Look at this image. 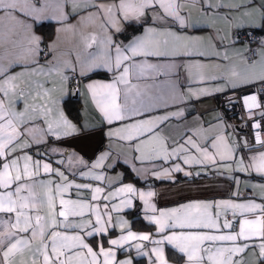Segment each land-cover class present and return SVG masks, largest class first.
<instances>
[{"label": "crops", "instance_id": "crops-1", "mask_svg": "<svg viewBox=\"0 0 264 264\" xmlns=\"http://www.w3.org/2000/svg\"><path fill=\"white\" fill-rule=\"evenodd\" d=\"M38 7L45 4V0L34 1ZM137 3L138 0H129ZM181 15L185 16L187 27L171 18L160 20L164 16L163 10L157 5L147 9L145 15L135 23L142 22V28L127 41L121 40L119 34L124 29L128 21L122 19V13L117 12L116 18L119 20L117 31L112 27L107 18L103 15L95 14L96 8L77 9L75 15H71L67 24L74 25L75 28L60 31L61 24L54 20H42L33 25L32 32L42 37L39 54V65L33 67H43L45 73L54 66L60 67V72L49 74L25 75L16 81L17 84L25 87L30 93L28 102L33 105L47 104L52 111L47 116V121L55 122L59 120V113L62 111L68 120L76 125L87 124L90 128L97 129L92 146L89 149H82L80 141L76 136H66L57 139L48 133V123L43 118L35 119L27 127L44 129L41 133L37 131L35 136L41 143H36L31 136L22 137L30 146L22 151L12 153L9 159L17 156L21 157L20 163L24 161L22 157L28 155L32 161H39L41 167L38 169L36 179L38 181H53L54 183H65L59 179L55 173H45L43 164L51 165L53 170L63 172L68 180L74 184H91L93 188L100 187L103 192L99 198L92 200L94 194L91 189L76 188L69 189L65 193V199L84 200L93 205L92 209H86L82 217H69L73 223H83L91 219L93 223L98 210L101 217L111 222L106 223L107 232L85 236V242L94 250L98 251V245L103 243L105 249L111 247L115 252L114 264L122 261H131V264H154L155 254L152 249L158 247L153 241L161 240L164 236L171 235L172 232H204L210 235H228L239 232V225L243 219L259 218L262 213L259 209L253 212H246L243 216L239 209H226L221 205L223 201L233 203H249L264 205V176H261L253 169L248 171H237L239 161L243 158L244 166L247 167L253 161L252 157H258L264 153V141L260 145H245L236 136V130L245 128V123L238 116L231 119L226 111L230 105H221V95L233 91H239L260 83L257 79L264 74V32L263 41L259 46L256 55L249 58L248 47L238 38L241 30H260L264 28V0H211L212 8L208 9V0H182ZM99 4L119 3V0H97ZM223 4V7L219 5ZM246 7H237V6ZM56 8V0H48V9L52 11ZM65 12L72 11L70 3L65 4ZM247 13V14H245ZM13 15L19 19H26L22 13L16 11ZM0 54H5L9 58L24 50L27 44L28 35L22 27L12 19L5 16L0 11ZM84 17L82 21L81 18ZM53 25L52 37L44 41L43 34L38 30L39 25ZM155 29L152 34H148V29ZM168 32L185 37H200V42L192 49L194 52H203L204 56L193 54L186 55L189 51L187 41L180 45L175 43L174 37ZM149 35L154 43H159L161 50L173 51L178 55L168 56H136L132 62L143 65H155L156 67H145L142 73L137 74V70H131L130 80L134 85H139L144 93L136 99L143 100L151 105L150 109L143 116H137L135 120L152 119L168 116L169 119L160 125L158 131L166 138L169 151L184 145L186 151H180L177 155L169 159L153 157L140 159V153L134 150L136 141H121L114 137H108L106 133L111 127L113 130L120 127V122L111 126L102 119V114L93 100L88 85L92 83H111L120 73L118 71H108L98 68L94 71L81 75V64L88 57L89 53H100L105 45L102 43L106 37H111L114 42L110 48V54L115 57V45L126 47L133 38L137 36ZM96 40L93 43L92 37ZM168 41L165 45L164 41ZM91 44V47L88 45ZM47 51V53H45ZM79 57V59H77ZM7 60L4 61L7 64ZM203 65V67H198ZM22 69L17 66L11 69L12 74L20 72ZM103 72L108 76H91L93 73ZM239 73L240 76H233L232 73ZM81 77L80 85L74 89L70 85V78ZM241 76H247L254 83H243ZM65 77L67 79H65ZM227 77V79H225ZM235 81L237 86L232 87ZM123 89L124 85H120ZM219 89V90H217ZM46 90L48 95H45ZM78 96L81 101V119L75 120L67 110V102ZM14 99V97L12 98ZM55 102V103H53ZM121 103L123 96H121ZM238 106V105H237ZM23 105L17 106V110H22ZM239 109V108H238ZM179 113V115H174ZM126 121L124 123H130ZM55 126V125H54ZM103 130L105 135L101 137L99 130ZM26 131V129H25ZM189 138L199 146L200 150L193 148L188 143ZM102 141V142H101ZM215 144L214 148L212 145ZM203 150L208 155L214 157L215 163L205 158ZM231 150V155L235 159H227ZM111 151V158L104 162L101 168L93 169L91 165L96 162L99 155ZM73 153L83 157L88 167L80 164ZM195 157L202 163L192 160ZM221 157H224L222 159ZM185 158L191 162L184 163ZM71 161V163H70ZM259 163V160L255 161ZM2 164V160H0ZM179 165L181 171H175V166ZM127 170L132 177H127ZM167 171V174L165 172ZM82 173L93 175L102 174L103 180L97 181ZM159 174V175H157ZM131 184L136 193H120L119 189ZM43 194L44 189H37ZM0 191H4L0 189ZM145 193L144 199L140 198V193ZM148 192L154 193L147 196ZM112 193H116L115 196ZM131 200V206H125L122 201ZM145 200L148 203H145ZM59 204V198H57ZM187 204H212L214 207L207 211L217 219L220 228L217 229H188V228H166L163 233L159 232V225L150 222L152 216H159L160 211L168 212L172 209H182ZM149 205H154L156 212H153ZM115 206V207H114ZM117 208L119 210H117ZM42 214L47 216L48 210L42 206ZM192 216L203 213L205 209L189 210ZM236 215L233 216L232 212ZM35 214V210H33ZM183 217L184 213H179ZM4 219H8V214H0ZM144 220L151 225L149 228H139L135 225L134 219ZM175 217L169 219V224L173 223ZM227 220L232 227L225 228L224 222ZM127 223L122 227V222ZM63 230V229H61ZM69 234H74V230L68 229ZM75 231H79L78 229ZM131 231L137 235H149V240H130L123 246H113L108 241L118 239L122 235H127ZM82 235L84 233H81ZM105 237V239H104ZM249 244L243 253L234 254V260H242L243 264H264L260 257L259 245L264 243V237H253L247 241L240 238L236 245ZM137 245H141L137 248ZM233 242L217 241L205 242L204 247H211L213 252L220 248L233 247ZM164 250L168 264H189L186 256L166 241L159 245ZM169 250H172L178 260L169 257ZM146 253V254H145ZM207 256V254H205ZM24 260L26 264H31V253L25 252L22 257L18 256L17 261ZM103 264V257H100ZM195 264V262H194Z\"/></svg>", "mask_w": 264, "mask_h": 264}, {"label": "snow or ice", "instance_id": "snow-or-ice-1", "mask_svg": "<svg viewBox=\"0 0 264 264\" xmlns=\"http://www.w3.org/2000/svg\"><path fill=\"white\" fill-rule=\"evenodd\" d=\"M251 0H249V3ZM72 5L71 12H65V4ZM159 6L164 16L159 17L160 20L171 18L178 22L181 27H187L185 16L181 15L183 6L182 0H138L137 3H131L129 0H119V3L99 4L97 0H56V8L52 11L48 9V0H45L43 6L38 7L34 0H0V11L5 13V16L16 22L22 27L26 33H29L27 44L24 50L9 58L5 54H0V214H8V219L0 216V264H26L24 260L17 261V257H22L25 252H30L32 259L31 264H101L100 257H103V264H114L115 252L113 248H104L103 243L98 245V251L94 250L88 243L85 242V236L92 237L94 235L107 232L106 223L111 222V216L108 221H105L99 211H96L95 222L91 219L85 220L83 223H73L69 217H82L85 215L86 209H92L94 206L84 200L65 199V193L69 189H91L94 193L92 200L99 198V194L103 192L100 187L93 188L91 184H74L68 180L63 172L53 170L51 165L43 164L45 173H55V175L65 181V183H54L53 181H38V169L41 167L39 161H32V157L24 155L22 157L24 163L21 164V157L9 159L12 153L22 151L23 148L30 146L22 139L26 134L31 136L36 143L42 142V137L37 138L35 133L44 129H36L35 127H27L35 119L43 118L47 121L48 114L52 111L47 104L33 105L28 102L30 93L27 89L16 83L25 75L51 74L52 72H60L59 66H54L47 70L43 67L35 68L34 65H39V54L41 52L40 45L42 37L35 35L32 32L33 25L42 20H54L61 24L60 31L73 29L74 25L67 24L71 15H75L77 9L96 8V13L89 14V18L93 15H103L107 18V22L120 31L118 27L119 20L116 18V13H122V19L129 23L139 20L145 15V11L155 6ZM223 7V4L219 5ZM211 0H208V9L212 8ZM246 7V6H237ZM19 11L26 19H19L13 15ZM247 14V13H245ZM4 19V17H0ZM84 20V17L81 18ZM155 29H148V34L154 33ZM149 35L137 36L131 40L126 47L115 45V57L110 54L108 46L113 45L111 37H106L102 42L105 48L100 53H89L88 57L81 64V75L87 72L94 71L98 68L107 69L108 71H118L120 74L111 83H92L88 85L93 100L102 114V119L107 125L111 126L120 122V127L113 130L109 127L106 135L114 137L121 141H136L134 150L140 153V159L158 157L164 160L171 156L177 155L180 151H186L184 145L181 144L178 148L169 151L167 140L158 131L161 124L164 123L168 116L159 117L158 120L141 119L135 120L137 116H143L151 105L143 100H137L144 93L140 90L139 85H134L130 80L131 70H137V74L142 73L145 67L153 68L155 65H143L132 62L126 64V61H132L136 56H168L178 55L181 53L168 50H161L159 43H154L150 40ZM168 35L174 37L177 45L187 41L189 51L186 55L198 54L204 56L203 52H194L192 49L200 42V37H185L172 32ZM96 37H92L93 43ZM167 45L168 41H164ZM91 47V44L88 45ZM79 59V57H77ZM7 60V64L4 61ZM19 66L22 70L12 74L11 69ZM203 67V65H198ZM233 76H240L239 73H232ZM243 83H254L255 80L249 79L247 76L240 77ZM65 79H67L65 77ZM227 79V77L225 78ZM257 79L264 81V74H261ZM120 85H124L122 89ZM232 87H236L235 81L231 83ZM219 90V89H217ZM46 90L45 95H48ZM121 96L123 102L121 103ZM14 97V99H12ZM251 100L252 104H248ZM256 96L253 94L250 97H245V104L251 107H259L256 103ZM55 103V102H53ZM22 104V110H17V106ZM174 115H179L176 113ZM59 120L54 123L47 121V132L51 133L57 139L69 135L76 136L80 141L82 149H89L92 146L93 139L97 134V129L90 128L87 124L76 125L61 111ZM132 121L130 123H124ZM55 125V126H54ZM255 127L259 128V124ZM26 129V131H25ZM99 135L103 137L105 133L99 130ZM257 142H260V136L256 134ZM102 142V141H101ZM188 143L192 144L193 148L199 149L190 138ZM214 148L215 144L212 145ZM230 154L227 159H235ZM205 158L215 163L214 157L208 155L206 150H203ZM76 160L88 167L82 156L73 153ZM111 158V151L104 152L99 155V158L91 168L97 169L104 165L106 160ZM224 159V157H221ZM253 163L247 167L244 166L243 158L240 159L237 171H248L253 169L255 173L264 176V153L258 157L250 158ZM196 163L203 161L192 157ZM259 160V163L255 161ZM191 161L185 158L184 163L188 164ZM71 163V161H70ZM175 171H181L179 165L175 166ZM167 174V171L165 172ZM84 176H89L91 179L100 181L104 179L102 174L93 175L91 173H82ZM159 175V174H157ZM37 189H44L41 194ZM120 193H136L131 184L125 185L119 189ZM113 196L116 193H112ZM140 198L144 199L145 193H140ZM154 193L148 192L147 196H152ZM59 198V204H57ZM125 206H131V200L122 201ZM147 204L148 201L145 200ZM42 206L48 210L47 216L42 214ZM226 209H239L243 216L246 212L260 210L262 215L259 218L243 219L239 225V232L228 235H210L204 232H188L176 233L164 236L161 240L153 241L158 247L151 251L155 254L154 264H168L164 255V250L159 245L165 241L173 245L180 254L186 256L189 264H243L242 260H234V254L243 253L249 244L245 243L242 246L236 245L240 238L245 241L253 237H264V205L249 203H233L231 201H223L221 205ZM115 207V206H114ZM153 212H156L154 205H149ZM214 207L212 204H187L182 209H172L168 212L160 211L159 216H152L148 219L150 222L159 225V232L163 233L166 228H188V229H219L220 225L217 219L214 218L207 210ZM203 208L205 211L196 216L190 214L191 209ZM35 210V214H33ZM117 210H119L117 208ZM184 213L183 217L179 213ZM235 216L236 212L233 211ZM175 217L173 223L167 221ZM127 222H122L123 227ZM225 228H231L232 225L225 220ZM63 229V230H61ZM68 229L74 230V234H69ZM79 231H75V230ZM81 233H84L83 235ZM149 235H137L129 231L127 235H122L118 239H110L108 243L113 246H123L130 240H149ZM229 241L233 242V247L220 248L213 252L211 247H204L205 242ZM141 245H137L140 248ZM260 257L264 260V243L259 245ZM146 254V253H145ZM207 254V256H205ZM120 264H131V261H122Z\"/></svg>", "mask_w": 264, "mask_h": 264}, {"label": "built area", "instance_id": "built-area-1", "mask_svg": "<svg viewBox=\"0 0 264 264\" xmlns=\"http://www.w3.org/2000/svg\"><path fill=\"white\" fill-rule=\"evenodd\" d=\"M38 1V0H34ZM238 38L248 47L249 58H253L259 46L263 41V32L258 30L248 29L238 32ZM47 53V51H45ZM81 77L73 76L70 78V85L72 88L77 89L80 85ZM255 95L256 103L259 107H249L245 104L244 98ZM236 103L238 105L241 118L245 123V128L242 130H236V136L240 142H244L245 145H260L264 141V81L248 87L243 90L233 91L221 95V105H230ZM248 104H252L249 100ZM259 124V128L255 127ZM260 136V142L256 140V134Z\"/></svg>", "mask_w": 264, "mask_h": 264}, {"label": "trees", "instance_id": "trees-1", "mask_svg": "<svg viewBox=\"0 0 264 264\" xmlns=\"http://www.w3.org/2000/svg\"><path fill=\"white\" fill-rule=\"evenodd\" d=\"M142 22H131V23H127L124 27V29L120 32L119 36L121 38V40L123 41H127L129 38H131L134 34H136L138 31L141 30L142 28ZM38 30L43 34V38L44 41L49 40L52 35H53V25L51 24H46V25H39ZM260 32H264V28L258 30ZM91 76H108L107 73H103V72H95L93 73ZM81 101L79 99L78 96H73L71 97L68 102H67V110L69 112V114L71 115V117L75 120H80L81 119ZM226 114L229 118H233V119H237L238 116L240 117V111L238 109V106L236 103L233 104V106H231L229 109H227ZM127 177H132L131 174L129 173V171L127 170ZM135 222H137V224L135 225L136 227L139 228H149L151 229V225L146 223L144 220H142V218L140 219H134ZM105 239V237H104ZM169 257L178 260L179 258H177L174 253L172 252V250H169Z\"/></svg>", "mask_w": 264, "mask_h": 264}]
</instances>
